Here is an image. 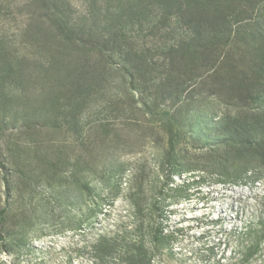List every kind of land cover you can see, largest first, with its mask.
I'll return each instance as SVG.
<instances>
[{
    "label": "rangeland",
    "instance_id": "1",
    "mask_svg": "<svg viewBox=\"0 0 264 264\" xmlns=\"http://www.w3.org/2000/svg\"><path fill=\"white\" fill-rule=\"evenodd\" d=\"M6 1L0 0V264H94L90 247L101 238L120 247L141 239L150 264H264V236L243 258L264 234V136L224 144L210 128L227 114L264 119V41L250 37L254 24L264 28V0H226L246 20L228 38L223 88L203 72L173 107L160 100L155 75L134 88L114 68L88 98L50 85L41 94L33 69L43 54L24 44V20L5 15ZM69 2L84 13L82 0ZM5 52L28 76L23 83L3 79ZM230 81H239L240 92L229 89ZM183 102L192 111L169 134L160 125Z\"/></svg>",
    "mask_w": 264,
    "mask_h": 264
},
{
    "label": "trees",
    "instance_id": "2",
    "mask_svg": "<svg viewBox=\"0 0 264 264\" xmlns=\"http://www.w3.org/2000/svg\"><path fill=\"white\" fill-rule=\"evenodd\" d=\"M82 1L85 10L81 15L73 11L69 0H23L20 3L7 0L4 4V13L12 21L23 18L20 36L24 44L32 46L38 56L43 54L34 61L33 69V84H41V94H45L46 86L50 85L51 90H63L64 95L78 91L88 98L98 86L106 83L108 72L113 68L127 76L134 88L149 83L155 75L157 94L160 100L172 101L171 107L178 103L186 84L203 72L219 81V90L223 88L220 79L228 73L224 66L228 38L246 20L244 12L231 8L228 1ZM254 26L250 34L252 43L258 41L256 39L264 41V28L258 23ZM3 55V79L23 83L28 76L22 68L12 67L8 52ZM260 74L264 73L260 70ZM251 77L256 78V73ZM228 84L232 92H240L236 86L239 81ZM191 111L192 108L183 102L169 119H164L160 128L167 129L170 134L174 126L187 121L185 117ZM164 115L167 118V114ZM210 128L213 137L224 144L247 143L254 141L257 135L264 136V119L254 114H227L212 121ZM173 151L169 136L167 155ZM4 213L2 209L0 216ZM260 235L248 245L243 256L245 261L257 252L263 231ZM90 251L94 264H150L141 239L120 247L101 238ZM116 251L118 258L114 254Z\"/></svg>",
    "mask_w": 264,
    "mask_h": 264
}]
</instances>
